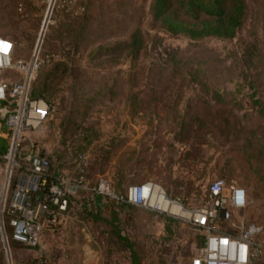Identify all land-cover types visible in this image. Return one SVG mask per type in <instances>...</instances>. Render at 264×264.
Returning <instances> with one entry per match:
<instances>
[{"label":"rangeland","instance_id":"rangeland-1","mask_svg":"<svg viewBox=\"0 0 264 264\" xmlns=\"http://www.w3.org/2000/svg\"><path fill=\"white\" fill-rule=\"evenodd\" d=\"M151 1L79 0L50 25L44 47L56 63L41 70L37 87L45 85L55 109L34 140L53 171L70 179L76 178L77 153H86L87 183L37 246L10 241L14 261L191 264L201 249L193 222L155 205L127 201L131 206L122 211L112 205L115 199L102 202L100 211L88 198L103 177L112 179L118 195L153 182L189 209L205 202L213 180H235L250 203L233 220L264 226V114L258 104L264 101V0H246L245 25L232 39L172 34L151 17ZM20 2H26L24 16L16 8ZM46 5L0 0V33L25 38L20 54L30 55ZM171 13L177 22L199 26ZM138 30L144 39L132 58L129 42ZM5 174L0 155V220ZM120 211L121 222L110 225ZM6 254L0 231V264Z\"/></svg>","mask_w":264,"mask_h":264},{"label":"built area","instance_id":"built-area-1","mask_svg":"<svg viewBox=\"0 0 264 264\" xmlns=\"http://www.w3.org/2000/svg\"><path fill=\"white\" fill-rule=\"evenodd\" d=\"M78 1L47 0L40 35L30 55L19 52L25 47L24 40L0 33V137L2 129L9 132L7 149L2 156L6 174L2 191L4 215L1 212L0 220L6 264H33L14 261L10 255V241L37 246L45 230L57 225L58 216L70 212L71 204L79 196L78 191L87 183L86 153H77L76 178L70 179L53 171L51 161L34 140L44 130L50 112L55 109L54 104L33 94L41 70L55 60L54 54L44 52L45 35L55 18L70 13ZM24 8L20 3L17 8L20 15L26 14ZM146 186L149 190L158 185L147 182L131 186L124 199L115 192L112 179L103 177L88 199L96 202L95 197L99 196L104 203L115 199L118 203L129 201L154 206L145 194ZM160 190L168 202L183 207L187 215L181 217H186L200 230L203 246L191 264H264V226L244 217L233 220L234 213L247 208L250 203L244 186L235 180L217 178L210 183L205 202L190 209L170 200ZM5 216L9 218L10 233ZM225 225L228 228L225 229Z\"/></svg>","mask_w":264,"mask_h":264},{"label":"trees","instance_id":"trees-1","mask_svg":"<svg viewBox=\"0 0 264 264\" xmlns=\"http://www.w3.org/2000/svg\"><path fill=\"white\" fill-rule=\"evenodd\" d=\"M26 6V2H20ZM19 3V4H20ZM27 3H29L27 1ZM19 4L16 8H18ZM84 13L86 8L84 7ZM247 4L246 0H152L149 6V12L151 17L154 20H161L166 24V29L172 34L184 33L193 39H201L207 37H218L224 39H232L236 37L239 32L243 29L247 17ZM171 12L175 13H183V16L191 21L198 22V27H189L181 22L176 21V14L173 15ZM205 16H209L210 20H203ZM16 40H25L22 36H16ZM144 36L141 31H136L130 42V48L133 47L132 58L136 57L139 54V50L142 48ZM49 50L44 47L45 53ZM55 60L46 64H54ZM44 66V67H45ZM43 67V68H44ZM43 70V69H42ZM38 79V78H37ZM37 79L34 83V96L45 99L48 103H51V100L45 96L46 95V87L45 85H40L37 87ZM152 91H157L156 88H152ZM167 88H164L162 91H166ZM161 92V90H160ZM260 105V109L264 114V101L258 103ZM8 130L3 129V134L0 138V155H4L7 149V138H8ZM53 167V165H52ZM54 170V168H52ZM55 171V170H54ZM228 180V179H227ZM144 182V181H143ZM141 182V183H143ZM140 183V184H141ZM121 192V191H120ZM120 196L125 199L126 191H122ZM118 204V205H117ZM95 205L100 208H103L105 205L102 203L101 197H97ZM104 205V206H103ZM112 205L114 207H119L120 210L124 211L128 205L131 206L128 202H119L113 200ZM133 206V205H132ZM121 212V211H120ZM122 214L117 212L115 213V218L108 221L110 225H115L117 222H121ZM120 220V221H119ZM5 223L7 225L8 230L10 231L9 226V218H5ZM121 231L119 230V233ZM10 233V232H9ZM119 238L127 242L128 247L133 251L132 243L127 241L124 237L119 234ZM201 242L199 243V247L203 246V238L200 236ZM13 245L16 247H24L23 244H20L14 240H11ZM135 264H140L137 260H134ZM35 262V261H34ZM33 264H37L36 262Z\"/></svg>","mask_w":264,"mask_h":264},{"label":"bare ground","instance_id":"bare-ground-1","mask_svg":"<svg viewBox=\"0 0 264 264\" xmlns=\"http://www.w3.org/2000/svg\"><path fill=\"white\" fill-rule=\"evenodd\" d=\"M144 191L145 194L148 195L151 204H154L156 207L161 208L170 214H179L182 216L187 215L186 210L183 207L178 204L168 202L159 188L152 186L151 189L148 190V186H146Z\"/></svg>","mask_w":264,"mask_h":264}]
</instances>
